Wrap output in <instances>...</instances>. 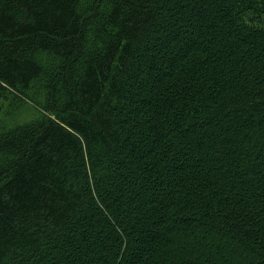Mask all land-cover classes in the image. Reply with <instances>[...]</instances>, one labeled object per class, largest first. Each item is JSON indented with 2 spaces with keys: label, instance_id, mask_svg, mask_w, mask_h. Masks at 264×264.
Listing matches in <instances>:
<instances>
[{
  "label": "trees",
  "instance_id": "1",
  "mask_svg": "<svg viewBox=\"0 0 264 264\" xmlns=\"http://www.w3.org/2000/svg\"><path fill=\"white\" fill-rule=\"evenodd\" d=\"M0 264H264V0H0Z\"/></svg>",
  "mask_w": 264,
  "mask_h": 264
}]
</instances>
